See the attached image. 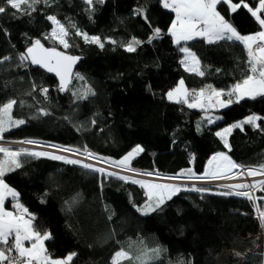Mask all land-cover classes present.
<instances>
[{
	"label": "trees",
	"instance_id": "1",
	"mask_svg": "<svg viewBox=\"0 0 264 264\" xmlns=\"http://www.w3.org/2000/svg\"><path fill=\"white\" fill-rule=\"evenodd\" d=\"M258 1L245 0L251 7ZM0 6L7 9L0 13V60L10 57L0 63V104L16 100L12 119L25 121L0 133L2 140H39L87 149L108 162L119 161L139 145L144 151L129 166L160 175L176 176L187 169L202 175L210 156L218 152L243 167L264 165V120H258L255 128L247 124L242 130L233 128L227 148L216 135L248 115L264 117V97L207 110L167 99L180 80L196 92L208 85L227 92L242 81L248 74V57L240 42L208 43L197 37L174 43L168 32L174 13L160 0H93V10L85 0H40L27 12L12 9L4 0ZM217 10L229 21L234 18L243 31L255 28L243 7L236 13L226 4ZM48 16L68 29V48L46 38L53 29ZM77 28L89 37H100L104 47L85 42L75 34ZM156 28L161 35L149 42ZM133 38L141 43L128 52L125 46ZM36 39L80 57L65 91L59 90L58 78L30 60H20ZM183 46L195 53L203 76L183 68ZM76 73L84 79L76 78ZM87 88L94 95L80 99ZM42 89L48 90L46 95ZM20 160L21 168L7 173L5 182L35 217V229L50 234L45 247L54 257L76 253L71 264H111L121 248L133 256L145 248H159V258L148 264H264V243L258 239L260 232L264 238V227L255 217L253 203L218 194L227 189L198 185L206 191L196 192L182 187L145 215L138 209L147 195L131 180L48 157ZM254 195L264 197V191L259 187ZM256 204L264 206V200L257 199Z\"/></svg>",
	"mask_w": 264,
	"mask_h": 264
},
{
	"label": "snow or ice",
	"instance_id": "2",
	"mask_svg": "<svg viewBox=\"0 0 264 264\" xmlns=\"http://www.w3.org/2000/svg\"><path fill=\"white\" fill-rule=\"evenodd\" d=\"M4 2L12 9L27 12L30 9L34 10L33 6L39 3L40 0H4ZM96 2L103 3V0H96ZM160 2L163 8L175 13V19L172 20L171 26L168 29V32L173 37L174 43L179 44L181 41H191L197 37L203 38L208 43H215L222 40L238 41L246 49L248 57V74H246L242 81L234 84L227 92L212 88L211 85H208L198 92H189L184 86V81L181 80L176 88L167 93V98L170 101L185 103L189 108L207 110L208 108H227L229 105L239 103L245 98L255 99L256 97H264V18H262L264 16V0H259L255 8L251 7L245 0H240L239 3H233L232 0H160ZM85 3L89 6L90 10H93L91 9L93 0H85ZM224 4L228 6L231 13H236L241 7L247 9L251 13V16L258 22L261 30L249 35L240 34L233 24L225 19L217 10L218 5ZM6 10L5 7L0 6V13H4ZM137 11L138 14H142V10ZM47 19L52 22L53 29L46 38L57 40L65 48H68L69 43L66 39L69 35L68 29L55 16H48ZM71 27L76 28V25L72 24ZM75 34L82 36L85 42L98 44L101 48L104 47V43L98 36L89 37L87 33L81 32L78 28ZM160 35L161 30L159 28L154 29L152 36L149 38V42L154 38H159ZM112 43H115V41H112ZM140 43L141 41L133 38L125 46L126 50L128 52H134L136 45ZM181 51L185 53V60L182 61L185 70L203 76L204 72L199 68V60L196 58L195 53L191 52L187 47L181 48ZM9 59L10 57H3L0 63ZM78 59V57L59 52L55 48H45L39 39L32 42L31 47L27 48L26 54H20L21 61L30 60L32 64L39 65L47 69L48 72L55 73L60 80V91H65L71 82L73 75L72 68ZM189 60L191 61L190 63ZM75 75L78 79H84L79 73ZM42 91L46 95L48 90L42 89ZM88 95H94L91 88L85 89L84 94L79 98L85 99ZM225 96L228 99H222ZM189 97L192 98L191 102H189ZM16 103L17 101L13 99L0 104V133L25 123L24 120L12 119V109ZM40 114L47 115L42 110ZM215 119H220V117H215ZM258 120H264V117L255 114L249 115L243 121L232 124L224 128L221 132H217L216 135L221 137L227 148L229 147L227 135L231 133L233 128H240L242 130L246 124L255 128L258 127ZM207 123L212 124L213 118L208 117ZM2 138L0 136V139ZM21 143L38 144L39 142L26 140ZM50 147L58 148L61 152L79 151L78 149L74 150L70 147L65 148L57 145H50ZM143 151L144 149L137 145L119 161H113L111 163L116 167L135 171L129 167L130 162L136 155ZM0 153L3 154L0 157V245L4 246L0 247V264H71L76 253H70L61 259L51 258L48 250L44 246V241L51 238L50 234H41L35 229L33 224L35 217L19 203V194L5 182V175L21 168L20 157L22 156L37 158L48 157L53 160H64L68 164H82V162L68 159L62 155H56L46 151H35L28 148H20L13 151L9 147L0 146ZM85 153L89 158L101 159L94 157L91 152H87V149H85ZM82 167L100 173L106 172L104 168H96L91 164L84 163ZM234 169L242 170L234 173ZM106 174L108 176H118L119 179L124 181L131 180L132 183L140 184L141 187L146 189L148 199L144 206L138 209L145 215L158 210L166 200H170L172 196L182 190L181 186L177 184H162L136 180L128 176H120L115 172H107ZM245 174L249 177L264 175V165H260L255 169H243L242 165L236 164L227 154L220 152L209 159L208 166L202 175L197 176L193 173L192 169H187L182 170L181 173H177L176 176L165 177V179L176 180L181 177H186L196 180H226L236 179ZM146 175H152V173H146ZM222 187L228 189V191L220 192L218 193L219 195H236L245 197L251 201L255 208L257 219L260 221L261 226L264 227V206L256 204L257 199L264 200V197L257 198L253 194L257 187H260V190L264 191V180H258L252 184H225ZM183 190L196 192L206 191V189L197 188L194 185L191 189L185 187ZM6 197H11L16 201L14 204L15 212L5 209L4 203ZM25 241H31V247H26ZM13 251L15 255H13ZM160 252L161 249L159 248H145L139 255L133 256L121 248L114 253L111 264H122L124 261H131L132 264H148V261L158 259ZM180 264H184V262L180 261Z\"/></svg>",
	"mask_w": 264,
	"mask_h": 264
},
{
	"label": "rangeland",
	"instance_id": "3",
	"mask_svg": "<svg viewBox=\"0 0 264 264\" xmlns=\"http://www.w3.org/2000/svg\"><path fill=\"white\" fill-rule=\"evenodd\" d=\"M239 3V2H237ZM259 3V1H258ZM258 3L256 4V6L258 5ZM255 6V7H256ZM253 7V8H255ZM242 8V7H241ZM240 8V9H241ZM238 9L237 12L240 10ZM245 9V8H244ZM169 10V9H168ZM247 12L248 10L245 9ZM171 11V10H170ZM174 13V12H173ZM249 13V12H248ZM251 15V13H249ZM174 17H175V13H174ZM262 18H264V16H262ZM251 19L254 21V25H255V28H251L249 30H241L237 24L235 23L234 21V18L232 19V21H230L233 26L238 30V32L242 35H249V34H254L256 33L257 31H260L261 28L258 24V22L255 20L254 17L251 16ZM61 46L63 48H65L62 44ZM186 46H183L182 48H184ZM188 48V47H187ZM190 50V49H189ZM191 51V50H190ZM192 52V51H191ZM184 53V52H183ZM183 59L185 60V53L183 54ZM197 58V57H196ZM191 61L189 60V63ZM181 81V80H180ZM179 81V82H180ZM178 82V84H179ZM177 84V85H178ZM177 85L174 87L176 88ZM185 86V85H184ZM186 87V86H185ZM173 88V89H174ZM213 88V87H212ZM204 89V88H203ZM216 89V88H215ZM219 90V89H217ZM171 91V90H170ZM200 91V90H197V92ZM190 92V91H189ZM168 99V98H167ZM169 100V99H168ZM192 101V98L189 97V102ZM219 109V108H218ZM249 116V115H248ZM247 117V116H246ZM244 117L243 120L246 118ZM243 120H239V121H236L232 124H235L237 122H240V121H243ZM230 124V125H232ZM230 125H228L227 127H229ZM225 127V128H227ZM222 131V130H221ZM221 131H218V132H221ZM22 141H26V140H2L0 139V146H5V147H9L11 150L15 151V150H18L20 148H28V149H31V150H35V151H46V152H49V153H52V154H56V155H62V156H65L66 158L68 159H73V160H79L82 162V164L86 163V164H91L93 165L94 167L96 168H104L106 170V172H115V173H118L120 176H128V177H131L132 179H136V180H143V181H148V182H152V183H162V184H177V185H180L181 188L182 187H193V185L195 187H197L198 185H201V184H205V185H209L208 183L204 182V183H200L199 181L201 180H196V179H188L186 177H184V182H178L177 179L176 180H168V179H165L163 178L164 175H157L156 173H153V172H145V171H142L140 169H136V168H133V167H130L131 169H134L135 171H129V170H125L124 168H121V167H116L113 163L111 162H108L104 159H96V158H89L87 156V154L85 153V151H78V152H61L58 150V148H53V147H50V145H57V144H54V143H49V142H44V141H39V140H34V141H38L39 143L38 144H26V143H21ZM57 146H60V145H57ZM65 148H68L67 146H63ZM136 147V146H135ZM134 147V148H135ZM71 148V147H70ZM133 148V149H134ZM75 150V149H74ZM132 151V150H131ZM94 155V154H93ZM94 157H98L96 155H94ZM100 158V157H99ZM234 172H238L239 170L237 169H234L233 170ZM146 173H152V175H146ZM199 176V175H198ZM258 176V175H257ZM256 177H249L247 176V174H245L244 176H241V177H237L236 179H226L225 182L223 183H219V184H213L215 186H220L222 187V185H225V184H235V183H248V184H252L254 183L255 181H258V180H264V178H257ZM187 180V181H186ZM188 182V183H187ZM259 187H257L258 189ZM226 189V188H224ZM256 189V190H257ZM145 190V193H146V189L144 188ZM228 190V189H227ZM255 190V192H256ZM254 192V194H255ZM255 196V195H254ZM258 239L260 241H262L264 243V238H263V234L262 232L259 233L258 235ZM225 253H233L234 255H236L238 258H242V255H237L234 251H231V250H224Z\"/></svg>",
	"mask_w": 264,
	"mask_h": 264
},
{
	"label": "crops",
	"instance_id": "4",
	"mask_svg": "<svg viewBox=\"0 0 264 264\" xmlns=\"http://www.w3.org/2000/svg\"><path fill=\"white\" fill-rule=\"evenodd\" d=\"M174 19H175V17H174ZM170 26H171V24H170ZM170 28V27H169ZM181 42H186V41H181ZM180 42V43H181ZM184 54V53H183ZM184 57V56H183ZM183 57H182V61H184V59H183ZM181 61V62H182ZM182 66H183V68L185 69V67H184V64L182 63ZM200 68V67H199ZM195 73V72H194ZM190 91V90H189ZM222 99H224L223 97H222ZM196 109H201V108H196ZM216 109H218V108H216ZM218 153H220V152H218ZM216 153H214V154H212L211 156H210V158L212 157V156H214ZM209 158V159H210ZM209 161V160H208ZM207 166H208V162L206 163V165H205V169L207 168ZM7 200H11L10 202H9V206L8 205H6V202H7ZM16 203V201H14L11 197H6V199H5V203H4V206H5V209L7 210V211H12V212H15V208H14V204ZM31 241H25V246L26 247H31ZM44 246H45V241H44ZM0 247H4V246H2V245H0ZM46 248V247H45ZM51 256V258H53V259H61V258H58V257H54V256H52V255H50Z\"/></svg>",
	"mask_w": 264,
	"mask_h": 264
},
{
	"label": "built area",
	"instance_id": "5",
	"mask_svg": "<svg viewBox=\"0 0 264 264\" xmlns=\"http://www.w3.org/2000/svg\"><path fill=\"white\" fill-rule=\"evenodd\" d=\"M190 92H196L195 90H190ZM191 98V97H190ZM234 99V98H233ZM232 160V159H231ZM233 161V160H232ZM249 168H252V169H255L254 167H243V169H249ZM237 170H239V171H241L242 169H237ZM234 172V171H233ZM153 173H156L157 174V172L156 171H153ZM235 173V172H234ZM157 175H159V174H157ZM196 175V174H195ZM175 176V175H174ZM198 176V175H197ZM165 177H171V175H164L163 176V178H165ZM257 178H264V175H258L257 176ZM177 181L178 182H184L185 180H184V177H181V178H179V179H177ZM187 181V180H186ZM226 180H201V181H199L200 183H204V182H206V183H208L209 185H213V184H219V183H223V182H225ZM188 183V182H187ZM201 185H205V184H201ZM220 187V186H219ZM222 188H224V187H222ZM254 194V193H253ZM16 211V210H15ZM255 217L257 218V214H256V212H255ZM260 222V221H259ZM49 253V252H48ZM13 255H15V252L13 251Z\"/></svg>",
	"mask_w": 264,
	"mask_h": 264
},
{
	"label": "water",
	"instance_id": "6",
	"mask_svg": "<svg viewBox=\"0 0 264 264\" xmlns=\"http://www.w3.org/2000/svg\"><path fill=\"white\" fill-rule=\"evenodd\" d=\"M43 45H44V44H43ZM30 47H31V46H30ZM44 47H45V48H55L57 51L62 52V53H64V54H66V55L74 56V57H78L79 59L77 60L76 64L73 65V68H72V72H73V75H74L75 70H76V67H77V65H78V63H79V61H80V57H79V56L73 55V54H71L70 52H67V51H65V50H63V49H61V48H58V47H48V46H46V45H44ZM30 62H31V61H30ZM33 65H35V64H33ZM36 66H38L39 69H41L43 72H45V73H47V74H49V75H52V76H54V77H56V78L59 79V77L56 76L55 73L48 72L47 69H45V68H43V67H41V66H39V65H36ZM73 75H72V76H73ZM71 78H72V77H71Z\"/></svg>",
	"mask_w": 264,
	"mask_h": 264
}]
</instances>
